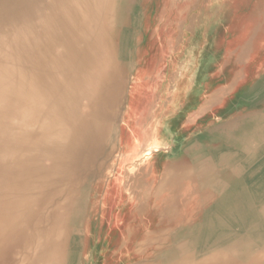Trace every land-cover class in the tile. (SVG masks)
<instances>
[{
	"label": "bare ground",
	"instance_id": "obj_1",
	"mask_svg": "<svg viewBox=\"0 0 264 264\" xmlns=\"http://www.w3.org/2000/svg\"><path fill=\"white\" fill-rule=\"evenodd\" d=\"M126 2L0 0V264L84 262L77 221L115 100L108 66ZM219 127L187 166L190 197L168 211L159 194L140 245L152 252L134 264H264V109ZM133 212L129 223L145 216Z\"/></svg>",
	"mask_w": 264,
	"mask_h": 264
},
{
	"label": "crops",
	"instance_id": "obj_2",
	"mask_svg": "<svg viewBox=\"0 0 264 264\" xmlns=\"http://www.w3.org/2000/svg\"><path fill=\"white\" fill-rule=\"evenodd\" d=\"M210 1H197L208 5L206 9L210 11L190 13L187 21L180 20L172 41L165 35L172 27L169 7L163 14V24L158 23L157 29H153L152 40L157 44L151 48V53L155 57H151L152 67L138 70L130 102L139 113L135 114L130 136L123 135L122 159L127 164L118 179V188L124 195L115 193L112 185L106 193L104 227L111 221L113 202L122 203L124 207L114 255L128 249L133 253V259L144 258L150 249H142L140 245L157 229L154 217L148 215L162 205L159 204V194H164V207L170 211L181 206L185 196L190 197L193 193L195 186L189 183L184 185V190L180 188L182 182L195 174L194 170L187 171V166L196 163L202 144L216 142L218 124L213 119L219 111L226 110L225 105L219 107V104L233 96L232 92L218 91V70L233 68V61L240 62V53L264 47V11L260 15H239L234 6L247 0L208 3ZM183 32H192L193 35L185 39L181 37ZM235 40L239 44H235ZM167 71L170 75L162 82ZM152 73L156 80L150 81L154 84L150 89L149 81L142 80L151 78ZM237 81L240 83L241 79ZM143 87L145 93H141ZM133 211H142L145 216L129 223L128 214ZM127 224L132 228L125 233Z\"/></svg>",
	"mask_w": 264,
	"mask_h": 264
},
{
	"label": "rangeland",
	"instance_id": "obj_3",
	"mask_svg": "<svg viewBox=\"0 0 264 264\" xmlns=\"http://www.w3.org/2000/svg\"><path fill=\"white\" fill-rule=\"evenodd\" d=\"M130 1L131 3L126 2L129 5H124L125 8L118 17L116 25L118 36L114 40L116 50L112 57L115 62L108 66V72L114 74V77L108 81L111 82V88L114 90L115 100H112V95L108 101L109 114L105 124H103L105 127L99 138L101 146L99 145V152L96 153L89 165L92 180L89 182L87 194L83 195V205L77 221L76 238L80 239L79 246L81 256L84 259L83 264H134L138 261L133 259V253L128 249L121 250L114 255V251L118 247L115 238L122 222L120 216L124 209L122 203L113 202L110 209L112 211L111 221L108 226L104 227L103 225L106 211V193L110 186H113L115 193L124 195V192L118 188L120 184L118 179L127 164L122 159L125 145L122 143L123 135L130 136L131 128L134 126L135 114L139 113L138 108L136 106L133 108L130 102L131 91L135 79H137L138 70L152 67L151 57H155V54L151 53V48L157 44L156 40H152L153 29H157L158 23L163 24V14H166L167 8L169 7V23L172 27L169 33L165 35L170 37L171 41L173 40L174 29L180 20L187 21L190 13L210 11L206 9L209 7L208 5H203L196 0L187 2L182 0ZM214 1L211 0L208 3ZM233 9L239 15L246 13L260 15L264 11V0H247L244 3L236 4ZM192 35V32H186V34L183 32L181 37L186 39ZM235 44H239V42L235 40ZM238 56L240 62L233 61V68L218 70V91L233 93L231 99L227 98L224 104H219V107L225 105L226 110L219 111L218 116L213 119L217 121L218 127L219 124L221 125L228 120H240L243 113L258 112L264 109V100L251 102V99L258 95H260L259 99L261 97L264 99V47L251 52L240 53ZM180 73L178 70V76ZM168 75L170 73L165 72L162 82ZM239 79H241L240 83L237 81ZM152 80L154 82L156 80L153 73L151 78L142 80V82L149 81L148 87L152 89L154 85L150 82ZM145 91L146 89L143 87L141 93H145ZM219 102L221 101L219 100ZM225 130L227 127L224 125L219 127V132ZM121 200H123L122 197ZM151 252L148 250L143 256L146 257Z\"/></svg>",
	"mask_w": 264,
	"mask_h": 264
}]
</instances>
